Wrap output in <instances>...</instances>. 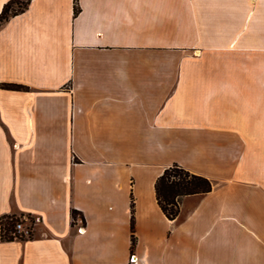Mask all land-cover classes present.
<instances>
[{
	"label": "crops",
	"instance_id": "0c3cea01",
	"mask_svg": "<svg viewBox=\"0 0 264 264\" xmlns=\"http://www.w3.org/2000/svg\"><path fill=\"white\" fill-rule=\"evenodd\" d=\"M77 4L0 25V264H264V0ZM174 164L212 189L169 221Z\"/></svg>",
	"mask_w": 264,
	"mask_h": 264
},
{
	"label": "trees",
	"instance_id": "16d2710c",
	"mask_svg": "<svg viewBox=\"0 0 264 264\" xmlns=\"http://www.w3.org/2000/svg\"><path fill=\"white\" fill-rule=\"evenodd\" d=\"M30 0H11L4 5L0 13V25L8 19L23 13ZM79 12L77 0H73V14ZM9 89H20L19 86H4ZM212 189L210 181L204 177L194 175L178 165L174 164L164 170L162 175L156 180L154 185L155 198L157 205L163 215L173 221L179 214V203L181 198L194 195L208 194ZM76 212H72V218L75 219ZM17 220L14 217H4L0 220V238L2 241H13L15 238L23 240V237L17 236L15 225ZM131 246L135 244L134 238V218H133V202H131ZM15 234L16 237H13Z\"/></svg>",
	"mask_w": 264,
	"mask_h": 264
},
{
	"label": "built area",
	"instance_id": "2783aa9c",
	"mask_svg": "<svg viewBox=\"0 0 264 264\" xmlns=\"http://www.w3.org/2000/svg\"><path fill=\"white\" fill-rule=\"evenodd\" d=\"M15 230H16V232L23 233L24 235H28L30 233V231L28 229H23V226L21 223L16 224ZM131 260H132V262L135 260L133 256L130 258V261Z\"/></svg>",
	"mask_w": 264,
	"mask_h": 264
},
{
	"label": "rangeland",
	"instance_id": "374dc122",
	"mask_svg": "<svg viewBox=\"0 0 264 264\" xmlns=\"http://www.w3.org/2000/svg\"><path fill=\"white\" fill-rule=\"evenodd\" d=\"M22 1V0H21ZM16 220H17V223L16 224H18V223H21L22 224V221L24 220V219H22V218H15ZM33 221H35V220H33ZM23 225V224H22ZM16 226V225H15ZM23 229H28L29 231H30V228H29V226L27 227V228H24L23 227ZM15 232H16V230H15ZM17 233V236H22L23 238H25V237H28V236H30L29 234L28 235H24L23 233H18V232H16ZM13 237H16L15 236V234H13Z\"/></svg>",
	"mask_w": 264,
	"mask_h": 264
}]
</instances>
